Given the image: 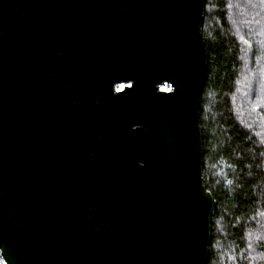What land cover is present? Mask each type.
I'll list each match as a JSON object with an SVG mask.
<instances>
[{
	"label": "water",
	"instance_id": "1",
	"mask_svg": "<svg viewBox=\"0 0 264 264\" xmlns=\"http://www.w3.org/2000/svg\"><path fill=\"white\" fill-rule=\"evenodd\" d=\"M205 8L0 0L6 264H206Z\"/></svg>",
	"mask_w": 264,
	"mask_h": 264
},
{
	"label": "trees",
	"instance_id": "2",
	"mask_svg": "<svg viewBox=\"0 0 264 264\" xmlns=\"http://www.w3.org/2000/svg\"><path fill=\"white\" fill-rule=\"evenodd\" d=\"M203 33V170L215 199L206 264H264V0H206Z\"/></svg>",
	"mask_w": 264,
	"mask_h": 264
},
{
	"label": "built area",
	"instance_id": "3",
	"mask_svg": "<svg viewBox=\"0 0 264 264\" xmlns=\"http://www.w3.org/2000/svg\"><path fill=\"white\" fill-rule=\"evenodd\" d=\"M123 88V85H121V88H117L118 90H121ZM162 89H164L163 87H161ZM164 90H166V89H164ZM169 90H171V89H169ZM0 255H1V253H0ZM0 264H6L5 263V261L3 260V261H0Z\"/></svg>",
	"mask_w": 264,
	"mask_h": 264
},
{
	"label": "rangeland",
	"instance_id": "4",
	"mask_svg": "<svg viewBox=\"0 0 264 264\" xmlns=\"http://www.w3.org/2000/svg\"><path fill=\"white\" fill-rule=\"evenodd\" d=\"M119 88H121V86H119ZM163 88L166 89V90H169V89H171V86H169V85H164Z\"/></svg>",
	"mask_w": 264,
	"mask_h": 264
}]
</instances>
